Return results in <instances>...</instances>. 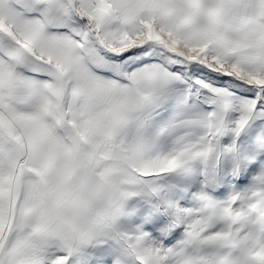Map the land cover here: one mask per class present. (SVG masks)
I'll return each mask as SVG.
<instances>
[{
	"label": "snow or ice",
	"instance_id": "obj_1",
	"mask_svg": "<svg viewBox=\"0 0 264 264\" xmlns=\"http://www.w3.org/2000/svg\"><path fill=\"white\" fill-rule=\"evenodd\" d=\"M0 264H264V0H0Z\"/></svg>",
	"mask_w": 264,
	"mask_h": 264
}]
</instances>
